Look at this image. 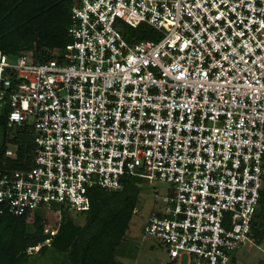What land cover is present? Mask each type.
<instances>
[{"label":"built area","instance_id":"2783aa9c","mask_svg":"<svg viewBox=\"0 0 264 264\" xmlns=\"http://www.w3.org/2000/svg\"><path fill=\"white\" fill-rule=\"evenodd\" d=\"M71 19L56 58L0 50L8 126L35 142L27 169L0 165V214L87 211L94 187L164 181L143 227L163 264H229L264 188V0H75ZM141 24L159 39L124 37Z\"/></svg>","mask_w":264,"mask_h":264},{"label":"trees","instance_id":"16d2710c","mask_svg":"<svg viewBox=\"0 0 264 264\" xmlns=\"http://www.w3.org/2000/svg\"><path fill=\"white\" fill-rule=\"evenodd\" d=\"M75 0H0V50L14 58L33 51L37 61L57 57L71 43V8ZM133 38L158 40L147 24L123 31ZM10 106L0 104V165L23 170L33 162L35 142L31 126H8ZM8 144H17L18 157H5ZM142 178L126 176L123 188L110 191L94 187L89 191L90 208L78 212L86 220L78 225L66 211L55 235L46 232L45 212L38 210L32 223L27 215L0 214V264H29V248L40 246L38 254L50 252L54 264H113L117 257L136 256L127 235L137 209ZM250 237L254 244L264 241V188L261 191ZM47 242V243H46ZM257 242V243H256ZM234 256L229 264H235Z\"/></svg>","mask_w":264,"mask_h":264},{"label":"rangeland","instance_id":"374dc122","mask_svg":"<svg viewBox=\"0 0 264 264\" xmlns=\"http://www.w3.org/2000/svg\"><path fill=\"white\" fill-rule=\"evenodd\" d=\"M125 31H130L132 28L128 26L123 27ZM135 29V28H133ZM173 189L171 185L164 181L142 178L140 186V194L138 198L137 209L128 231V244L131 243L133 248H136V256L117 257L113 264H163L167 258V253L163 245L151 238H145L143 235V227L148 217L163 209V198ZM163 211V210H162ZM75 220L78 225L85 223V216L78 212L66 211ZM45 227L57 229L64 214H58L56 211L45 212ZM33 217L27 219L28 223L33 222ZM257 243V242H256ZM39 247V248H38ZM37 248H29L28 253L32 260L29 264H54L51 260V253L38 254L40 246ZM235 264H264V241L260 244L252 243L241 246L235 253ZM188 262V257L184 256L183 263ZM62 264V263H60Z\"/></svg>","mask_w":264,"mask_h":264},{"label":"crops","instance_id":"0c3cea01","mask_svg":"<svg viewBox=\"0 0 264 264\" xmlns=\"http://www.w3.org/2000/svg\"><path fill=\"white\" fill-rule=\"evenodd\" d=\"M167 259V258H166Z\"/></svg>","mask_w":264,"mask_h":264}]
</instances>
